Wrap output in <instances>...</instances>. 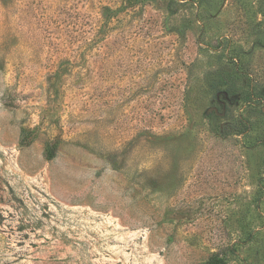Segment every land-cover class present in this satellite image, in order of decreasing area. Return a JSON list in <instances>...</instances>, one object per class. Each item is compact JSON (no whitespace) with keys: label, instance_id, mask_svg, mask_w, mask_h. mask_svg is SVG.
I'll list each match as a JSON object with an SVG mask.
<instances>
[{"label":"rangeland","instance_id":"1","mask_svg":"<svg viewBox=\"0 0 264 264\" xmlns=\"http://www.w3.org/2000/svg\"><path fill=\"white\" fill-rule=\"evenodd\" d=\"M214 255L264 264V0H0V264Z\"/></svg>","mask_w":264,"mask_h":264},{"label":"trees","instance_id":"2","mask_svg":"<svg viewBox=\"0 0 264 264\" xmlns=\"http://www.w3.org/2000/svg\"><path fill=\"white\" fill-rule=\"evenodd\" d=\"M232 93H229L230 97L232 96L231 95ZM28 133H23L22 134V138H21V143H26V140H27V135ZM54 152H55V149H54ZM54 157V153H52L50 156H48L49 159H52ZM204 264H226L225 260L220 257L219 255H214L212 256L207 262H205Z\"/></svg>","mask_w":264,"mask_h":264}]
</instances>
